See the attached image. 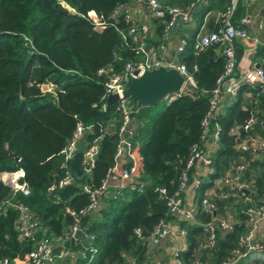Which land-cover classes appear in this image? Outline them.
<instances>
[{"label": "trees", "instance_id": "obj_1", "mask_svg": "<svg viewBox=\"0 0 264 264\" xmlns=\"http://www.w3.org/2000/svg\"><path fill=\"white\" fill-rule=\"evenodd\" d=\"M130 0H0V174L18 172L23 175L28 193L4 184L0 179V261L19 262L31 248V242L18 238L15 229L17 213L7 202H21L37 218V237L59 236L73 222L74 215L89 202L82 185L96 190L116 166V130L120 123L114 102L104 103L103 78L96 70L105 65L119 69L124 62L135 59L133 45L120 38L127 23L122 16L110 17L116 4ZM191 0H166L168 5H184ZM198 5L197 24L178 59L192 72L195 88L191 96L181 93L168 101L158 115L145 119L147 107L136 106L131 113L135 132L129 138L135 148L133 164L139 177L141 192L121 189L104 199L96 219L86 214L79 218V228L93 235L95 251L85 264H125L128 257L139 263L145 258L144 240L133 234L141 229V237L160 219H165V198H158L155 187H162L166 196L175 190L178 175L189 153L199 141L200 119L207 109L209 92L223 69V59L215 55L214 46L194 53L193 42L204 14L223 11L229 0H204ZM239 1V0H238ZM238 3V2H237ZM66 5L73 9L69 11ZM93 11L104 22L95 29L84 15ZM235 6L232 19L241 15ZM155 20V44L167 17ZM211 20V19H210ZM214 28L212 22L207 23ZM26 37L32 48L25 46ZM30 50V53L27 50ZM264 56V46L256 48ZM51 84L52 91L42 85ZM252 95L243 99L242 93ZM146 111V112H145ZM264 122V92L242 85L225 109L215 115L219 126L217 147L211 158V180L232 172L233 166L248 163L242 178L251 180L253 197L264 200V158L251 160V154L235 148L245 134L233 132L249 117ZM87 127L71 158L60 168L58 151L71 136L75 122ZM253 131L264 134L255 126ZM97 143V153L88 168L82 164V154L88 145ZM125 166V165H124ZM88 170V172H86ZM68 172L71 184L48 191L47 187ZM208 183L201 182L196 190L200 198ZM232 198L216 199L218 212L229 207ZM237 222L228 231L216 233V243L210 250H200V228H187V247L180 254L182 264L196 256L212 264H220L236 246L244 230V216L237 213ZM204 222L207 215L197 216ZM66 245L74 247L67 242Z\"/></svg>", "mask_w": 264, "mask_h": 264}, {"label": "built area", "instance_id": "obj_2", "mask_svg": "<svg viewBox=\"0 0 264 264\" xmlns=\"http://www.w3.org/2000/svg\"><path fill=\"white\" fill-rule=\"evenodd\" d=\"M203 2L205 1L191 0L184 5H168L166 0H130L128 3L116 4L111 10L110 17L122 16L127 23L125 30L119 32L120 38L123 42H129L132 44L135 53V59L124 62L118 70L110 64L102 66L96 70V75L103 78V93L100 97L101 101H103L102 107H104L107 95L116 94L117 96L113 101L114 110L120 118V123L116 130L117 138L114 152L117 164L112 172L103 179L96 190L91 191L87 184L82 185V191L88 194L89 202L85 207L80 208L76 212L72 224L59 236L52 235L49 237L40 235L37 237V232L39 231L38 221L28 207L21 202H7L6 205L12 206L17 213L15 229L18 238L31 242L30 250L26 253L24 259L17 262V264H55L52 240H55L59 245L57 256L64 254L63 250L66 248L67 242L73 237L76 230L80 229L79 218L89 214L95 208L96 199L98 197L107 199L113 196V194H107L109 181H114L117 184L118 190L126 188L127 190L135 191L137 193L141 192V182L137 184H126L130 178L137 176L135 166L133 164L126 166V164L129 163L128 160L123 164L119 162V158L125 150L127 153L135 151L129 138L135 132V124L132 121L131 113L136 106L134 102L130 101L127 97L122 96V91L126 88L131 78L139 76L145 70L164 67L165 69H174L183 79L180 89L174 93L167 94L164 99L169 101L174 96L181 93H187L191 96V92L195 88V82L192 75L195 66H192V70L189 71L178 59V56L182 52L186 43L184 38L179 40V43L175 48V54L170 58H166L163 55V46L160 43L154 45L150 44L149 40L151 38V31H153L152 26L139 20L134 14L137 10H141L154 20H160L167 17V21L164 23L161 31V35H165L174 22L186 24L189 21L191 12ZM237 2L238 0H229V4L223 11H209L204 14L203 17L206 18L211 12L213 13L212 25L214 28L203 31L206 23L205 20H202L201 25L195 33L193 42L194 53H198L209 46H214V49L218 51V55L223 59V69L215 79L214 87L209 92L207 109L200 119L199 141L191 145L189 148L188 156L186 157L183 167L178 175L175 190L166 196L165 190L162 187L159 186L154 188L158 198H165L167 207L165 215L167 217L165 219H160L149 231L147 237H141V229H133V234L137 238L144 240L146 245V255L139 263H136L133 258L128 257L125 264L152 263L151 258L153 250L158 241L172 233L166 219L173 214L178 215L181 222L199 227L201 230L199 249L205 251L210 250L216 243V233L231 229L232 224L228 221L229 212L227 215L219 213L215 202L216 199L228 197L233 199L229 206V210L235 209L237 213L244 216V230L237 237L236 246L230 251L229 256L220 264H264V241L259 236H256L258 223L264 218V200H259L253 197L251 180L246 181L242 178V174L245 172L248 164L247 162L236 164L233 166L232 172H226L220 178L223 185L222 188H220L217 197L206 195L203 192V195L200 198H197L196 207L194 206L192 208L186 207L181 198V193L186 188L188 181H190L193 191L197 190L201 183L199 179L190 178V171L194 162L199 161L203 166L210 167L212 157L203 152L202 146L207 139L212 140L214 143H217L218 141L219 126L214 120L218 99L222 95L234 98L241 85V81L234 75V69L236 67L234 57L236 40L252 42V52L253 55L257 57L256 66L253 71L252 88L257 87L264 92V56L256 55V48L260 45L264 46V39L262 42H259L249 34L245 28V25L250 22L248 17L242 16L237 20L232 19ZM63 6L73 12L72 8L66 5ZM84 17L92 22L95 29H102L104 27V22L93 11H88ZM24 39L26 40L25 46L27 48H32L30 41L26 37H24ZM27 52L30 53V50L28 49ZM44 86L46 87L45 91H52L53 89L51 84H45ZM255 126H258L259 129L263 130L264 122L257 120L251 115L241 126L232 129L233 132L240 130L245 134L244 137L239 139L236 143L235 148L237 150L247 151L250 152L251 155L253 154L255 149L252 148V146H249L247 141L252 140L251 132ZM86 129L88 128L83 126L79 121L75 122V127L71 136L58 151V154L62 159L59 165L60 168L65 167V162L71 158L81 140L82 133ZM258 144L262 149L264 148L263 142ZM97 148V143L90 144L84 148L82 164H84L86 168L91 166L97 153ZM251 160L253 159L251 158ZM131 161H133V159ZM17 171L19 172V176L13 181H11V178L7 179L6 183L10 184L13 191H20L23 195H26L28 193L26 185L17 182L18 178L22 177L23 173L21 170ZM86 172H88V170H86ZM72 181L73 177L71 174L65 172L55 184L47 187V190L52 191L54 188H62L71 184ZM200 214L207 215L209 219L204 222L200 221V219L197 218ZM82 233L86 243L83 248L78 251V258L89 261L95 251L92 246L93 235L87 234L83 231ZM187 233V228L184 226H181L177 230L176 234L184 247L172 249L168 261L165 264H182L180 254L186 250ZM73 244L75 245L74 242ZM70 254H74L73 251H70ZM10 262L11 261L3 259L0 261V264H10ZM189 264L212 263L208 259L201 261L196 256Z\"/></svg>", "mask_w": 264, "mask_h": 264}, {"label": "crops", "instance_id": "obj_3", "mask_svg": "<svg viewBox=\"0 0 264 264\" xmlns=\"http://www.w3.org/2000/svg\"><path fill=\"white\" fill-rule=\"evenodd\" d=\"M242 1H244V4L246 5V7L245 9L242 10L241 15L237 17L236 20L238 18H241L242 16L248 17L250 19V22L245 25V28L247 29V31L252 37L256 38L259 42H262L264 39V10H263L264 0H253V1L242 0ZM198 10L199 9L197 7L191 12L189 21L186 24L174 22L173 25L169 28L168 32L165 33V35H161L160 33L155 44L160 43L163 46V55L166 58H170L175 54V48L178 45L180 39L182 38L185 39L186 37L191 35L193 31L195 30L196 24H197L196 12ZM134 16L138 18L139 20L148 23L149 26H152L153 31H151L150 40L155 39V35H154V30H155L154 21L155 20L151 19L146 13L142 12L141 10H137ZM212 19H213L212 12L206 18L202 19V20H205V23H206V26H205L206 29L203 28V31H206L209 29L207 26V23L209 21L212 22ZM150 44L154 45L151 42ZM252 51H253V44L251 41H245V42L243 40L235 41V50H234L235 56L234 57L236 61V67L234 69V75L237 79L241 81L240 86L246 85L249 88L253 87V71L256 66V61H257L256 60L257 57L253 55ZM214 53L215 55H218V51L216 49H214ZM251 95L252 94L249 91H244L242 93V97L244 100L250 98ZM232 99L233 98L227 97L225 95L220 96V98L217 101V107H216L215 114L217 115L221 113L225 109V107L230 104ZM251 135H252V140L247 141V144L249 146H252V148L255 149L253 154L251 155V158L255 160H261L264 158V148L262 149L258 143H262V142L264 143V134L260 135L257 132L252 131ZM216 147H217L216 143H214L210 139H207L203 143L202 150L205 154L212 157L215 152ZM134 153L135 151H132L131 153H127V151L125 150L124 153L120 156L119 162L121 164L125 163V161L127 160L130 162L133 159ZM210 170H211L210 167H205L199 161H195L190 171V178L199 179L201 182H203L202 177L205 174L208 175L210 173ZM2 174H5L6 176L4 180H3V176L1 178ZM17 174L18 172L1 173L0 179L3 182H7V179L12 178V181H13L16 177L19 176V175L17 176ZM221 182L222 181L220 178L217 179L216 184H215L216 188L212 189L213 187L210 186L209 188H206L204 190V194L210 195L212 197H217V194L219 193L220 188H222V185H223V183ZM108 183H109V186L107 189V194L110 195V194L116 193L118 191L117 184L114 181H109ZM135 183L136 184L140 183L138 176H133L127 181L126 184H135ZM195 193H196V190L194 191L192 190L191 183L190 181H188L186 188L181 193V198L186 207H189V208H192L194 206L196 207L197 197ZM103 200L104 199L100 197L96 199V206L89 213L90 218L96 219L98 217L99 210L104 206ZM224 209L226 211L223 210L222 214L227 215V213L229 212L228 221L231 224L238 221L236 217L237 211L235 209L229 210V207H225ZM166 221L168 222L167 224H169V228H171L172 233L161 238L158 241L157 245L155 246L153 250V254L151 258L152 263L150 264H165L168 261V257L172 249L184 247L179 237L176 234L177 230L181 226H183L182 224L184 222H181L180 217L176 214L170 215L166 219ZM186 225H188V227L193 226L192 224H186ZM256 236H259L264 241V218L258 223L257 230H256ZM74 243L77 244V240H75ZM52 248H53L55 255L57 256L59 245L55 242V240H52ZM65 255H68L70 258H73L70 252L61 254L59 256H65ZM69 261H70L69 264H74L73 260L69 259ZM63 264H67V263H63Z\"/></svg>", "mask_w": 264, "mask_h": 264}, {"label": "water", "instance_id": "obj_4", "mask_svg": "<svg viewBox=\"0 0 264 264\" xmlns=\"http://www.w3.org/2000/svg\"><path fill=\"white\" fill-rule=\"evenodd\" d=\"M182 82V77L174 69L158 67L145 70L139 76L130 79L122 91V96L134 102L135 106H152L159 100H163L167 94L178 91ZM116 98V94H109L105 103L113 102ZM4 184L10 186L9 183L4 182ZM74 240H84L80 229L76 230L73 237L69 239V244L72 245Z\"/></svg>", "mask_w": 264, "mask_h": 264}, {"label": "rangeland", "instance_id": "obj_5", "mask_svg": "<svg viewBox=\"0 0 264 264\" xmlns=\"http://www.w3.org/2000/svg\"><path fill=\"white\" fill-rule=\"evenodd\" d=\"M251 5H253V4H251ZM237 7L240 8V10L242 11L243 9H245L246 5L244 4V1L239 0L238 3H237ZM159 22H161V20H159L157 23H159ZM42 88L44 90L46 89V87L44 85L42 86ZM167 103H168V101L166 99H163V100H159L158 102H156L152 106H146L147 107V109H146L147 114H146V116H144V118L147 120V119H149L151 117H154V116L158 115L159 113H161L163 111V109L165 108V106H166ZM4 175L5 174H2L1 175V178ZM5 177L6 176H4V178ZM202 181L204 183H208V182L211 181L210 186L213 187L212 189L216 188L215 184H216L217 179L211 180L210 177L205 174L202 177ZM195 194H196V196H198L197 192ZM103 201L105 202L106 200H103ZM182 225L184 227L188 228V225H186V223H183ZM85 243L86 242L84 240H77V244H75L74 247H71L69 245H66V248L63 250L64 253L73 251V253H74V254H72L73 258H70L68 255H65V256H56L55 255L54 256V262H55V264H63V263L69 264V262H70L69 259L70 260H73L74 261V264H85L86 263L85 260H81L80 258H78V256H79L78 251L83 248V246L85 245ZM10 264H17V262L11 261Z\"/></svg>", "mask_w": 264, "mask_h": 264}, {"label": "bare ground", "instance_id": "obj_6", "mask_svg": "<svg viewBox=\"0 0 264 264\" xmlns=\"http://www.w3.org/2000/svg\"><path fill=\"white\" fill-rule=\"evenodd\" d=\"M13 174H14V173H13ZM18 175H19V172H18L17 176H18ZM4 176H5V175H4ZM4 176H3V178H4ZM10 176H11V175H10ZM4 179H5V178H4ZM4 179H3V180H4ZM11 181H12V178H11Z\"/></svg>", "mask_w": 264, "mask_h": 264}]
</instances>
